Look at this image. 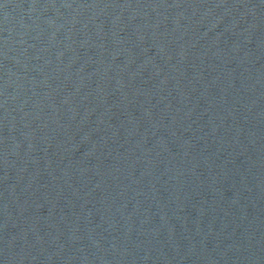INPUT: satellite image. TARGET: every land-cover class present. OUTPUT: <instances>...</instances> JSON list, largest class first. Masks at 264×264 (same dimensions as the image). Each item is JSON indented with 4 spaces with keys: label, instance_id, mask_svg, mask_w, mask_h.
Segmentation results:
<instances>
[{
    "label": "water",
    "instance_id": "obj_1",
    "mask_svg": "<svg viewBox=\"0 0 264 264\" xmlns=\"http://www.w3.org/2000/svg\"><path fill=\"white\" fill-rule=\"evenodd\" d=\"M0 264H264V0H0Z\"/></svg>",
    "mask_w": 264,
    "mask_h": 264
}]
</instances>
